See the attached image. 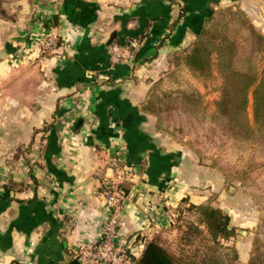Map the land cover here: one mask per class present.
Returning a JSON list of instances; mask_svg holds the SVG:
<instances>
[{"label":"crops","instance_id":"crops-1","mask_svg":"<svg viewBox=\"0 0 264 264\" xmlns=\"http://www.w3.org/2000/svg\"><path fill=\"white\" fill-rule=\"evenodd\" d=\"M0 3V264H63L95 242L114 158L129 188L118 237L138 235L142 250L166 224L161 199L175 206L189 192L184 150L166 147L140 109L150 82L212 10L239 8L264 34V0ZM52 33L59 45L45 56ZM130 41V59L111 64L112 46Z\"/></svg>","mask_w":264,"mask_h":264},{"label":"trees","instance_id":"trees-1","mask_svg":"<svg viewBox=\"0 0 264 264\" xmlns=\"http://www.w3.org/2000/svg\"><path fill=\"white\" fill-rule=\"evenodd\" d=\"M177 75L185 69L194 79H208L215 71L219 77L215 111L204 112L201 93L191 84L161 87V77L148 88L140 109L156 118V129L175 139L192 141L203 137L200 151L211 149L225 137L236 142H254L264 157V34L241 9L222 7L204 19L187 50L174 52L171 62ZM252 94L254 125L248 121L247 105ZM223 169V167H221ZM264 187V173L261 178ZM125 186L126 191L128 186ZM212 240L235 234L223 209L209 204H191ZM138 264H184L156 239L145 240L136 259ZM218 262V261H217Z\"/></svg>","mask_w":264,"mask_h":264},{"label":"rangeland","instance_id":"rangeland-1","mask_svg":"<svg viewBox=\"0 0 264 264\" xmlns=\"http://www.w3.org/2000/svg\"><path fill=\"white\" fill-rule=\"evenodd\" d=\"M1 6L3 3H0V9ZM56 45H59V41ZM173 53L169 55L168 66L152 79L150 85L161 77L165 78L163 88L175 89L178 85L191 84L203 97L204 112L213 114L220 84L217 73L213 71L211 77L204 80L194 79L185 69L179 70L176 76L170 75L168 72L174 69L170 63ZM246 110L249 123L254 125L251 93ZM159 133L163 137L161 141L171 151L184 150V161L188 165L183 166L185 168L181 173L188 183L185 191L189 192H183L187 196H183L175 206L165 204V199H161L167 221L151 239H156L184 264H264V187L261 184L264 157L258 153L257 145L225 137L213 148L199 152L203 144L202 136L192 141L188 137L175 139ZM123 183L125 181L120 182L119 186L126 196L129 188L126 191ZM191 204H209L223 209L235 234L214 242L200 222L198 213L188 209Z\"/></svg>","mask_w":264,"mask_h":264},{"label":"built area","instance_id":"built-area-1","mask_svg":"<svg viewBox=\"0 0 264 264\" xmlns=\"http://www.w3.org/2000/svg\"><path fill=\"white\" fill-rule=\"evenodd\" d=\"M57 42L56 34L46 36L40 47L41 52L44 55L51 54L57 47ZM136 45L135 41L125 45H113L109 56L111 64L130 59L131 51ZM110 167L112 174L104 176L101 184V194L110 213L102 222L98 239L78 249L76 256L80 264H138L136 259L142 245H138L137 250H134L129 244L120 241L117 233L116 215L120 203L125 198L119 185L126 174V169L117 159L110 161Z\"/></svg>","mask_w":264,"mask_h":264},{"label":"water","instance_id":"water-1","mask_svg":"<svg viewBox=\"0 0 264 264\" xmlns=\"http://www.w3.org/2000/svg\"><path fill=\"white\" fill-rule=\"evenodd\" d=\"M111 40H112V39H110V41H111ZM78 123H79V121H78ZM138 238H139L138 235L134 236V237L131 239V241L129 242V245L132 246L133 244H135V242H136V240H137ZM63 264H80V262H79L78 257L76 256V257H74L73 259H71L70 261H68V262H66V263H63Z\"/></svg>","mask_w":264,"mask_h":264}]
</instances>
